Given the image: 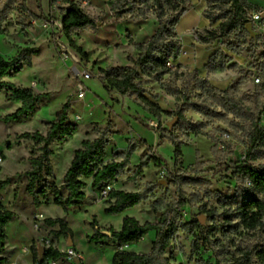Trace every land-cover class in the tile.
Wrapping results in <instances>:
<instances>
[{"label": "rangeland", "instance_id": "374dc122", "mask_svg": "<svg viewBox=\"0 0 264 264\" xmlns=\"http://www.w3.org/2000/svg\"><path fill=\"white\" fill-rule=\"evenodd\" d=\"M76 1L98 23L97 27L82 29L73 34L75 45L81 48L80 52L94 74L85 81L89 90L83 99L77 95L75 75L60 57L54 40L56 23L62 20L67 6L51 4V0H0V23L5 30V33L0 34V55L5 59H13L19 55L28 57L27 49L34 51L27 58L31 64L25 65L18 74H10L5 80L17 87L32 88L36 93H49L45 104L33 116L7 122L3 118L16 111L20 103L8 101V90L0 89V156L3 159L0 162V206L4 204V208L19 216L15 224L9 226V240L17 239L15 233L20 230V249L23 245L29 247V257L33 256L34 262L37 259L33 246H59L68 243L69 237L54 236L59 226L45 224L48 217H63L73 230L76 244L83 248L86 264H110L114 255L113 240H105L104 245L88 242L93 249L87 246L88 237L94 233V219H97L101 229L107 230L110 226L118 229L127 215L135 216L144 223L163 221L165 213H168V217L175 219L180 226L167 249V256H171L173 262L197 264L204 259L214 263L220 258L226 264H262L257 253L264 248V226L248 230L237 218H232L229 222L225 219L226 213L217 198L209 196L212 191H217L224 197H232L238 192L239 187L233 173L240 158L248 151L245 143L246 130L242 127L233 128L225 120L218 118L206 119L190 109L186 111V117L193 123L203 122L205 132L210 137L194 135L174 114L180 102L163 90L158 82L148 80L147 76L144 79L148 82L143 83L145 95L159 101L165 110L161 118L138 106L134 102L135 95L124 96L117 90L106 88L99 79V69L132 66L131 59L139 54L135 43L146 40L156 29L159 19L155 13L150 12L147 18H155V21L147 22L145 29L140 31V19L133 20L129 15L125 19L115 18V13L111 10L114 0ZM213 5L217 7L213 9L215 14L228 11V6L223 8L220 3ZM170 15H174V12H170ZM219 23L220 21L215 27ZM226 41L239 45V53L233 52L239 56V60L236 62V58H233L231 63H236L237 67L222 73L235 71L241 90L247 94H255L257 85L251 67L255 64L253 61L256 55L264 50V37H261L259 47H255L249 42V36L245 32L237 31L228 38L221 37L204 46H193H197L200 52L206 48L215 50L218 44L226 52L232 53L228 50ZM189 67L183 63L179 68L180 73L194 72H189ZM183 81V78L177 80L180 87ZM68 99L72 105L70 119L79 124L80 129L64 144L53 145L54 155L51 161L54 177L51 180L67 196L64 177L75 151L81 147L83 140L96 138L93 130L96 125L105 126L110 120L111 143L107 160H122L129 147L135 148L131 163L114 185L116 189L128 192L145 191L147 198L136 207L118 215L107 213V199L99 198V193L95 190L92 195L91 179H85L84 191L87 196L79 206L64 210L54 202L52 192L48 199H42L40 207L33 204L27 190L31 173L30 158L40 154V146L23 134L34 131L45 134L46 123L55 118ZM173 121L174 124L170 126L169 123ZM261 124L264 125V116ZM225 134H229V137ZM154 136H158V142L152 146L149 141ZM169 136H173L181 146L182 154L179 158H176L175 146ZM147 154L157 157L160 163L151 161L134 178L137 166ZM258 164H264V155L255 163ZM181 199H187L189 203L180 205L178 202ZM209 209L216 210L217 214L212 217ZM200 218L204 221L201 222ZM189 223H198L199 226L193 227ZM155 238V231H151L143 242L136 244V249L140 251L138 253L150 252ZM195 241L199 242L198 249L194 248ZM16 244L8 245L7 257H11L16 250V255L21 253ZM245 251H251L250 257L244 255ZM21 257L24 260L20 258V261L25 263L27 256L22 254Z\"/></svg>", "mask_w": 264, "mask_h": 264}, {"label": "trees", "instance_id": "16d2710c", "mask_svg": "<svg viewBox=\"0 0 264 264\" xmlns=\"http://www.w3.org/2000/svg\"><path fill=\"white\" fill-rule=\"evenodd\" d=\"M214 3L222 4L223 8L228 6V11L223 14L213 13V9L217 8L213 5ZM51 4L67 6L61 20L64 32L70 43L78 51H81V48L74 43L73 34L82 29L97 27V21L84 11L76 0H51ZM190 6V0H114L111 10L115 13V18L125 19L129 15L131 19L139 20L147 18L149 13L153 12L159 19V27L148 41L135 43L139 54L136 58L131 59L132 66L100 68L99 79L106 88L117 90L124 96L135 95L134 102L138 106L155 117L161 118L165 110L145 96L146 88L143 86V83L148 80L158 82L163 90L180 102L174 114L180 119V123L185 124L188 130L196 136L203 134L210 137L205 132L203 122L193 123L186 117L185 113L190 109L206 119L218 118L225 120L233 128L242 127L245 129L247 158L239 160L240 163L235 166L233 173L239 187L238 192L232 197H224L219 192L212 191L209 196L217 198L226 213V220L231 222L232 218H237L245 229L256 230L264 226V164L255 165L264 155V125L261 124L264 116V80L256 84L255 94H247L241 90L240 82L222 90L214 87L208 77H203L196 71L185 74L180 73L179 68L170 67L168 63L177 59L182 49L175 25ZM23 8L28 10L25 5ZM260 10V6L249 0H208V7L205 9L204 15L212 25L219 21L220 23L216 27H210L204 32L198 33V38L203 43H209L211 40L218 41L221 37L228 38L237 31L245 32L249 36V42L253 43L255 47H259L262 36L256 31L250 14ZM170 12H174V15H170ZM3 33L5 30L0 23V34ZM225 44L228 50L239 53V45L233 41H226ZM27 51L28 57L34 52L31 49H27ZM28 57L19 55L13 59H5L0 55V89L8 90V101L20 103L16 111L3 118L7 122L33 116L40 106L45 104L46 98L49 96L47 92L36 93L32 88L17 87L5 80L12 73H20L25 65L29 66L31 63L27 59ZM232 60L233 58L217 44L215 52L207 63L209 74L235 69L237 64L231 63ZM144 76L149 79L145 80ZM165 76L169 77L165 79ZM180 78L184 80L181 87L177 83ZM71 108L72 105L68 99L55 118L46 123L45 134L40 131L23 134L24 137L32 139L35 144L40 146V154L30 158L31 173L27 185V190L36 207L42 205V199L49 198L50 192L53 193L54 202L64 210L79 206L86 198L85 179H91L92 189L99 192L105 186L117 182L131 163L134 147L128 148L122 160H107L108 147L111 143V122L108 120L105 126L96 125L93 129L96 138L83 140L81 147L74 153L64 177V186L67 190V196H64L61 189L51 180L54 177L51 158L54 155L53 145L64 144L80 129L79 124L70 119ZM169 138L175 146L176 158H179L182 154L181 146L173 136H169ZM151 161L155 164L160 163L157 157L147 154L137 166L134 178L139 176L143 168ZM146 198L145 191L128 192L114 187L106 201L109 206L105 210L109 214L118 215L129 208L136 207ZM178 203L185 205L189 201L181 199ZM208 212L212 217L217 214L214 209H209ZM15 216L14 211L4 208L3 205L0 206V254L6 252L8 240L6 228ZM168 216V213H165L163 221L142 223L135 216L127 215L123 218L119 230L114 227L107 230L101 229L97 219H94V233L88 237V242L104 245L105 240H113V246L119 247V249L115 251L110 264H182L173 262L172 257L167 256V249L180 228L176 220ZM45 224L51 227L59 226V229L54 232L56 238L67 236L73 240V230L68 226L65 218L48 217L45 219ZM189 225L199 226L198 223H189ZM104 231H109L110 235ZM151 231H155L156 238L150 252L138 253L120 248L124 245L141 242ZM193 245L195 249L199 248L198 241H195ZM33 250L37 259L40 255L39 247L33 246ZM257 254L261 263L264 264V248ZM60 255L61 251L51 245L46 248L43 257L57 258ZM244 255L250 257L251 251H245ZM7 262V257H0V264ZM197 264L226 263L217 258L214 263L201 259Z\"/></svg>", "mask_w": 264, "mask_h": 264}, {"label": "crops", "instance_id": "0c3cea01", "mask_svg": "<svg viewBox=\"0 0 264 264\" xmlns=\"http://www.w3.org/2000/svg\"><path fill=\"white\" fill-rule=\"evenodd\" d=\"M249 1L260 6V8H261L260 11L264 12V0H249ZM190 4H191L190 8L188 10H186L180 16L179 20L177 21V23L175 25V30H176V34L178 36V39L181 41L182 46L186 47L185 49H187L188 53H189L187 56H183L181 58V61L185 65L190 66L188 68L189 72L193 71V70L194 71L198 70L199 75H201L203 77H208V79L211 81V83L214 85V87L224 90V89L228 88L230 85H233L236 82H238V77H237L238 74L235 71L224 72V73L217 72V73L209 74L208 69H207V63H208L211 55L215 52V50L214 49L210 50L208 48H206L205 50H202L200 48L201 50L199 52V50H198L199 48L197 46L198 45L204 46V44H206V43H203L199 40L198 33L204 32L205 29L210 28V27H214L215 25H212L210 20L204 15V11L208 7V0H199L198 2H195V0H190ZM27 9H28V7H27ZM140 20L142 21V24H140V26L142 27V29H140V31H141V30L145 29V27L148 25V23L155 21V18H145V19H140ZM158 27H159V23L156 25V29L152 32V34H150V36L146 40L139 41L138 43L148 41L151 38V36L156 32ZM193 44H196L197 46H193ZM262 52H264V50ZM227 54L230 55L232 58H236L235 61L238 62V60H239L238 55L234 54L233 52L232 53L227 52ZM199 65H201L202 67H200ZM201 68H203V71H201ZM147 98H149V97H147ZM150 100L160 105L159 101H156L153 99H150ZM157 142H158V136H154L151 138V141H149V144L154 146L157 144ZM148 155H150V154H148ZM92 192H93L92 193V195H93L94 194L93 189H92ZM86 196H87V194H86ZM32 200H33V198H32ZM85 200H86V198H85ZM33 204H34V202H33ZM2 205H4V204H2ZM18 218H19V216H17V214H16L15 218L8 224V226L6 228L7 235H8V229H9L10 224H15V222ZM18 226H21V225L19 224ZM121 226H122V222H121ZM121 226L118 229L117 228L116 229L117 230L121 229ZM110 227H112V226H110ZM56 230H58V229H56ZM15 234H17V237H15V235L13 237H15L17 239H12L13 238L12 237L11 238L12 240H9V235H8V240L6 243V252L4 254H0V257H7L8 245L11 246L14 243H17L15 246L17 247V249L20 250L21 253L19 255H16V252H17V250H16L15 253H13L11 255V257H7L8 262L6 264H33L35 262V261L33 262V256L29 257V254H31V249L29 252L24 251V248L26 247L25 245H23V247L20 249V244L18 243L20 239L18 238V236L21 235V231L18 230ZM62 237L63 236H61L59 238H62ZM145 237H144V239H145ZM75 239L73 238V242H74L73 246L83 254V252H82L83 248L80 246V244H76ZM143 240H142V242H143ZM66 245H68V243H66L64 245H59V248L65 249ZM87 246H89L90 248L93 249V246L90 245L88 243V241H87ZM137 246L138 245H136V244H129V245H124L120 248L135 251V252H140V251H138V249H136ZM118 249H119V247H114V253ZM22 254L27 256L26 257L27 260L25 261V263H22V261L24 260V258L21 257ZM15 255H16V257H15ZM34 256H35V254H34ZM83 256H84V260H83L82 264H86V261H85L86 255L83 254ZM14 257H15V260H13ZM11 258H12V260H11ZM20 258H22L21 259L22 261H20Z\"/></svg>", "mask_w": 264, "mask_h": 264}, {"label": "built area", "instance_id": "2783aa9c", "mask_svg": "<svg viewBox=\"0 0 264 264\" xmlns=\"http://www.w3.org/2000/svg\"><path fill=\"white\" fill-rule=\"evenodd\" d=\"M262 11H254L251 19L255 23V29L258 33L264 37V18ZM55 44L60 57L67 63L76 79V91L79 98H85L88 87L85 81L91 79L94 74L90 66L87 65L82 53L78 51L68 40L64 32L62 21L56 23L55 27ZM188 50L182 46L180 54L177 59L171 60L168 65L172 68H180L182 66L181 58L187 56ZM255 64L251 67L253 72V79L255 84H259L264 80V52L257 55L253 61ZM181 65V66H180ZM229 137V134H225ZM246 155L242 156L240 160H245ZM0 156V162H2ZM115 187L114 183L105 186L99 191V198L102 200H108L110 191ZM1 202V201H0ZM53 244H48L45 248H49ZM53 247L61 251V255L57 258H44L40 256L34 262V264H82L84 260L83 254L78 251L74 246L66 245L65 249H60L59 246L53 245ZM24 251L29 252L30 248L25 247Z\"/></svg>", "mask_w": 264, "mask_h": 264}, {"label": "water", "instance_id": "95a60500", "mask_svg": "<svg viewBox=\"0 0 264 264\" xmlns=\"http://www.w3.org/2000/svg\"><path fill=\"white\" fill-rule=\"evenodd\" d=\"M262 16L264 18V12H263ZM173 124H174V121L169 123L170 126H172ZM200 221L203 222L204 219L203 218H200ZM104 233H106L107 235H110V232L109 231H104ZM68 245L69 246H73L74 245V242H73V240H72L71 237H69ZM45 250H46V248L44 246H40L39 247L40 256H43L44 255Z\"/></svg>", "mask_w": 264, "mask_h": 264}]
</instances>
